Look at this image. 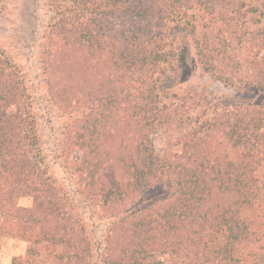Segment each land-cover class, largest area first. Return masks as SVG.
Segmentation results:
<instances>
[{
    "label": "trees",
    "instance_id": "trees-1",
    "mask_svg": "<svg viewBox=\"0 0 264 264\" xmlns=\"http://www.w3.org/2000/svg\"><path fill=\"white\" fill-rule=\"evenodd\" d=\"M49 4L42 69L68 119V177L0 48V237L28 242L27 259L0 264H264V0ZM194 53L233 93L175 90ZM85 207L109 221L102 242Z\"/></svg>",
    "mask_w": 264,
    "mask_h": 264
},
{
    "label": "rangeland",
    "instance_id": "rangeland-1",
    "mask_svg": "<svg viewBox=\"0 0 264 264\" xmlns=\"http://www.w3.org/2000/svg\"><path fill=\"white\" fill-rule=\"evenodd\" d=\"M55 15L56 11L50 6L49 0H8L5 8L0 12V48L22 71L37 115L38 129L47 161L56 170L58 177L67 181L68 175L60 157V143L68 119L50 100L46 75L42 69V45L45 42L48 24ZM252 28H256L255 24H252ZM167 67H170L169 64ZM167 74H174V71L169 69ZM162 77L158 84L166 81L165 76ZM202 87L219 97L234 91L222 81L212 79L198 63L194 53L192 76L178 85L175 90L178 93H187L198 91ZM188 105L194 106L192 102ZM152 138L156 148L163 153L167 145L164 131L157 130L152 134ZM83 213L87 230L98 242H102L106 235L108 219L98 214V211L92 207L83 208ZM27 249L28 242L21 237L9 234L0 237V259L4 263L14 259H27ZM98 264L102 263L98 262Z\"/></svg>",
    "mask_w": 264,
    "mask_h": 264
}]
</instances>
